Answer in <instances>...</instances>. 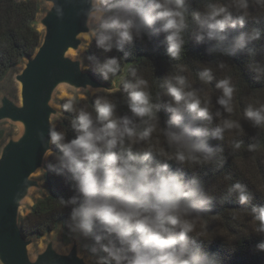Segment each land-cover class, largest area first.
I'll return each instance as SVG.
<instances>
[{
  "label": "clouds",
  "instance_id": "obj_1",
  "mask_svg": "<svg viewBox=\"0 0 264 264\" xmlns=\"http://www.w3.org/2000/svg\"><path fill=\"white\" fill-rule=\"evenodd\" d=\"M188 2L86 0L88 7L81 11L89 29L88 41L78 51L82 53L93 40L105 51L113 47L122 50L134 37L142 38L153 29L166 34L167 53L179 60L186 43V30L194 22L192 36L197 43L215 41L210 53L218 50L231 55L246 49L250 57H255V42L261 39L262 29L253 26L235 35H230L228 30L243 28L248 21L255 20L250 3L264 10V0H207L202 11L191 12ZM53 9L58 18H63V7L56 0L49 8ZM88 67L81 61V70ZM248 67L257 74V80L264 78V62L250 61ZM94 68L107 80L121 72V62L113 56L103 63L95 61ZM137 71L128 65L127 72L133 77H137ZM197 75L205 85L215 80V88L221 91L216 103L225 113H233L236 89L231 78L216 79L213 69L207 66ZM121 85L127 93L131 116L118 115L116 103L107 96L96 99L94 114L85 108L77 110L76 99L70 98L62 108L77 112L71 119L75 136L67 138L66 131L57 130L55 125L49 131L48 143L59 149L54 154L59 167L54 170L70 173L78 193L60 200L61 207L73 206L64 224L70 240L78 246V256L85 264H221L215 253L205 251L197 242L204 235L197 233L195 227L202 213L208 211L213 195L199 175L185 179L182 171H173L166 161L187 167L222 166L223 150L211 147L209 138L223 141L225 133L233 129L242 134L240 122L222 118L211 129L206 127L202 122L211 124L222 113L213 112L211 97H202L201 90L183 75H173L161 85L171 98L163 105L156 102L148 81L142 77L128 80L120 76L114 91H121ZM161 107L171 113L163 128L157 115ZM244 116L253 126L264 127V104L249 105ZM154 133L163 137L168 151L156 146ZM38 135L43 143V134ZM242 143L234 140L231 147L238 150ZM248 147L254 150L255 145ZM154 154L162 159L154 160ZM224 179L231 181L232 177L225 175ZM232 195L241 205L251 204L243 209L253 221L251 231L264 237V204H252L253 193L240 181L228 185L220 202ZM88 239L90 243L82 242ZM71 247L68 243L61 254L68 255ZM255 249L264 251V239Z\"/></svg>",
  "mask_w": 264,
  "mask_h": 264
},
{
  "label": "trees",
  "instance_id": "obj_2",
  "mask_svg": "<svg viewBox=\"0 0 264 264\" xmlns=\"http://www.w3.org/2000/svg\"><path fill=\"white\" fill-rule=\"evenodd\" d=\"M206 2L207 0H189L187 6L190 12L202 11ZM40 9V0H0V80L10 69L20 64L26 56L34 54L37 49L42 37V32L35 23ZM250 11L256 17L255 20L248 21L243 28L238 26L228 31L230 35H235L253 26L261 28L262 37L255 42L257 48L255 57H250L246 49L238 50L231 55L222 54L218 50L210 53L209 49L215 46V41L206 40L197 43L192 36L194 22L186 30V43L179 60L167 53L166 34L156 33L153 29H149L142 38L134 37L132 43H126L122 50L113 47L111 51H105L97 47L93 40L85 51L89 70L104 82L113 84L118 76L128 80L142 77L148 81L149 89L156 102L163 105L171 98L166 95L161 85L173 75H183L193 83L195 88L201 90L202 97H211L210 109L213 112L219 110L222 113V117H214L211 124L202 122L206 127L211 129L222 118L240 122L244 130L242 134L233 129L225 133L223 141L209 138L211 147L223 150L220 153V158L224 161L222 166L208 164L187 167L173 160L166 161L173 171H182L185 179L191 178L193 174L199 175L205 182V188L213 195L208 211L202 213L200 218L205 228H196L197 233L204 235V237H198L197 242L205 251L215 253L221 264H264V251L255 249V245L264 237L251 231L253 221L243 210L250 208L251 204H239L235 195L228 197L223 203L220 202V196L226 194L228 185L240 181L253 193L252 204H264V127L253 126L252 122L244 116V110L249 105L259 107L264 104V78L257 80L255 78L257 74L248 67L250 61L264 62V10L250 3ZM113 56L120 59L121 72L115 77L110 75L109 79L105 80L99 72L95 71L94 64L95 61L103 63ZM221 63L224 67L219 66ZM129 64L138 69L137 77L127 72ZM205 66L213 69L216 79L231 78L236 89L233 97V113H225L222 106L216 103L221 91L215 88V80L208 85L199 81L197 74ZM102 96H107L116 103L118 115H132L127 104V93L122 90V85L119 92L98 91L90 96L74 97L76 99L74 107L77 110L85 108L93 111L94 114L95 101ZM67 99L70 98L59 100L61 108ZM62 112L63 116L55 127L57 130H65L67 138L71 139L75 136L71 128V119L75 118L77 112L65 111L63 108ZM157 115L159 126L165 127L171 113L161 107ZM135 119L139 122V118ZM3 134V131H0V141ZM234 140L243 141L240 149L234 150L231 147ZM153 142L157 147L169 150L159 133H154ZM249 145H255L254 150H249ZM58 152L59 149L53 145L51 152L53 154H49L45 163L43 180L48 193L35 200L30 211L21 216L20 225L25 236L35 235L38 238L56 230L61 225L62 239L69 242L70 237L64 222L69 219L73 206L61 207L60 200H68L78 193L70 173L66 170H61L59 173L54 170L59 167L54 155ZM153 159L161 160L162 158L154 154ZM50 165L54 167L50 168ZM225 175H231L232 180L226 181Z\"/></svg>",
  "mask_w": 264,
  "mask_h": 264
},
{
  "label": "water",
  "instance_id": "obj_3",
  "mask_svg": "<svg viewBox=\"0 0 264 264\" xmlns=\"http://www.w3.org/2000/svg\"><path fill=\"white\" fill-rule=\"evenodd\" d=\"M44 2L47 6L35 21L42 32L41 41L13 75L19 84L18 98L5 92L0 95V122L9 121L19 127L17 135L0 145V264H85L74 241L68 255L61 254L50 238L31 256L29 246L36 236L24 235L20 218L30 190L47 189L35 173L45 168L53 150L48 143L50 128L59 113L63 116L62 108L53 105L58 87L95 93L112 92L119 84L120 76L113 84L104 82L89 68L81 70L82 59L69 55L71 50L81 48V35L89 31L81 11L88 7L86 0H56L63 7V18H58L54 9L49 10L53 0ZM38 133L43 134V143Z\"/></svg>",
  "mask_w": 264,
  "mask_h": 264
},
{
  "label": "rangeland",
  "instance_id": "obj_4",
  "mask_svg": "<svg viewBox=\"0 0 264 264\" xmlns=\"http://www.w3.org/2000/svg\"><path fill=\"white\" fill-rule=\"evenodd\" d=\"M40 1H41V9H40V12L38 13L36 19H38L41 16L43 10L47 6V4L44 2V0H40ZM84 45L85 44H82L80 47H83ZM86 49L82 53H79V51L75 52L74 58H78V56H80V59H82L84 61V64L87 65V57L85 54ZM23 62H24V59L20 62V64L13 67L12 69H10V71L5 75V77L2 80H0V95L3 92H5V93L9 94L14 99L18 98V85H16V83L13 79V75L22 68ZM91 94H94V92L93 91L92 92L74 91L68 87H63L62 89L58 90L55 93L53 105L61 110V107L59 105V100H61L63 98L86 97V96H90ZM61 118H62V115L59 116V118L56 117L54 119L53 123L55 126L58 124V122L61 120ZM0 131H3V133H4L3 134L4 136L0 141V145H1V143H3L9 136L17 135L18 131H19V127L16 124H13L9 121H2V122H0ZM43 172H44V169L41 171V176H39L38 178L37 177H35V178L39 179L40 183L45 186V183L43 180ZM47 193H48L47 189L36 190L35 195L31 197V201L25 203V206L22 209V216H24L27 212L30 211V207L33 205V203L35 202L36 199L46 195ZM195 227L198 229L202 228V227L205 228V226L203 225V223L200 219L196 223ZM50 238H53L55 240V245L59 251H62V249L65 246H67L68 243L72 244L71 240L69 242H66L62 239V227H61V225H59L56 230L44 235L43 237H40V238L34 237L33 243L29 246L30 255L34 256L35 253L42 250L44 248L46 242ZM82 242L90 243V239L83 240Z\"/></svg>",
  "mask_w": 264,
  "mask_h": 264
},
{
  "label": "bare ground",
  "instance_id": "obj_5",
  "mask_svg": "<svg viewBox=\"0 0 264 264\" xmlns=\"http://www.w3.org/2000/svg\"><path fill=\"white\" fill-rule=\"evenodd\" d=\"M81 37H82V39L84 40V44H85V43L88 41V34H87V33H84V34L81 35ZM69 55L72 56V57H74L75 52H74L73 50H71V51L69 52ZM62 86H63V85H61L60 87H58V89H59V90L62 89V88H63ZM18 89H19V84H18ZM41 171H42V170H38V171L35 173V176H37V177L41 176ZM35 193H36L35 189H31V190H30V197L27 198V202L31 201V197L34 196Z\"/></svg>",
  "mask_w": 264,
  "mask_h": 264
}]
</instances>
